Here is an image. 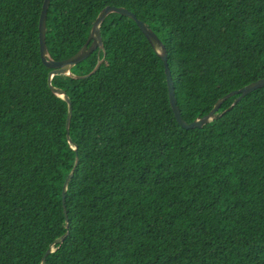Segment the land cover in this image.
Returning a JSON list of instances; mask_svg holds the SVG:
<instances>
[{
    "label": "trees",
    "instance_id": "1",
    "mask_svg": "<svg viewBox=\"0 0 264 264\" xmlns=\"http://www.w3.org/2000/svg\"><path fill=\"white\" fill-rule=\"evenodd\" d=\"M43 1L0 0V264H41L66 233L45 264H264V86L183 129L163 61L112 14L104 51L72 70L103 61L97 72L51 78L71 101L67 134L68 104L40 58ZM50 3L57 63L83 49L106 7L145 23L167 51L185 122L264 78V0Z\"/></svg>",
    "mask_w": 264,
    "mask_h": 264
},
{
    "label": "water",
    "instance_id": "2",
    "mask_svg": "<svg viewBox=\"0 0 264 264\" xmlns=\"http://www.w3.org/2000/svg\"><path fill=\"white\" fill-rule=\"evenodd\" d=\"M43 3H44V5L42 7V13H41L40 23H39L40 50H41L40 58H41L42 66L49 70V73L47 75L48 87L50 88V90L53 93L62 97L68 104V111H67L66 123H65V130H66L67 134H68V127H69L70 118H71V101L68 98V96L64 93L62 88L55 85L51 81V78L53 75L62 74V75H67V76H73L76 79H85V78H88L97 72V70L103 64V61H100L91 73L84 75V76L73 75L72 70L74 67L83 63L85 60H87L89 57H91L95 52L104 51V45H103L102 36H101V26L104 23V21L107 19V17H109L112 14H117V15L127 17V18L133 20L137 24V26L139 27L141 32L144 34V36L146 37L148 42L151 44L153 49L156 51L159 58L163 61L164 66H165L166 78H167L168 94H169V100H170L169 105H170L171 111L174 115L176 122L183 129L187 130L188 128L201 127L203 124L210 121L212 115L215 113V111H217L220 103L224 99H226L227 97L234 95V94H239L235 98L233 103L231 104V106H232L233 104L238 102L242 96L246 95L247 93H249L250 91H252L256 88L264 86V78H259L255 81H252V82L240 87L239 89L232 90V91L228 92L227 94H225L224 96H222L221 98H219L216 101V103L214 104V106L212 107V109L208 113H206L205 115L201 116L200 118H196L190 122H185L182 119V117L180 115V111H179L178 106H177V102H176L177 99H176V95H175V88H174L172 73H171L170 67L168 65L167 51H166L164 45L162 44V42L159 40V38L155 35V33L152 30H150L145 25V23L139 21L134 14L130 13L126 9L106 7L98 16V18H97V20H96V22L92 28V31H91L90 37L87 41V44L83 47V49L78 54H76L73 58H71L67 61L57 63V62H54L52 59H50L49 54H48V50H47V44H46L47 16H48L49 6L51 3H50V0H44ZM231 106H229L227 108V110ZM66 138H67V135H66ZM67 141L69 142L68 138H67ZM77 162H78V159L76 158L74 168L76 167ZM74 168L69 173V175L67 176V178L64 182V185H63V189H62L61 199H62V205H63L64 213H65L64 202H65L66 187H67V184H68L70 178L73 175ZM65 217H66V215H65ZM66 235H67V233L65 235L61 236L60 238L54 240L50 244L49 249L45 252L44 256L42 257L41 264H45V259H46L47 255L50 252H52V246L58 242H62Z\"/></svg>",
    "mask_w": 264,
    "mask_h": 264
}]
</instances>
